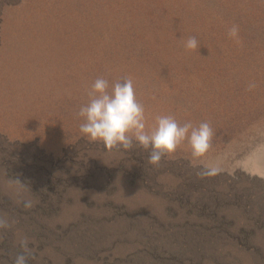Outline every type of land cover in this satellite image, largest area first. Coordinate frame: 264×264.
Masks as SVG:
<instances>
[{
    "label": "rangeland",
    "instance_id": "374dc122",
    "mask_svg": "<svg viewBox=\"0 0 264 264\" xmlns=\"http://www.w3.org/2000/svg\"><path fill=\"white\" fill-rule=\"evenodd\" d=\"M98 77H131L149 127L209 122L206 156L90 141ZM0 217V264L25 238L27 264H264V4L0 0Z\"/></svg>",
    "mask_w": 264,
    "mask_h": 264
},
{
    "label": "clouds",
    "instance_id": "9594fccd",
    "mask_svg": "<svg viewBox=\"0 0 264 264\" xmlns=\"http://www.w3.org/2000/svg\"><path fill=\"white\" fill-rule=\"evenodd\" d=\"M264 4V0H259ZM239 25L233 24L228 29V37L237 45L242 44L239 36ZM186 50H197L199 41L195 36H190L183 42ZM255 83L248 85L251 91ZM89 101L77 113L83 118L79 131L90 141H100L105 149L131 150L133 142H137L144 149L151 148L148 157L149 164L158 165L163 156H172L178 148L187 145L193 166L205 157L211 148L214 135L211 124L207 121L193 125L191 121L179 123L172 115H156L154 123L149 127L146 122L144 106L137 101L133 79L124 77L109 85V81L98 77L91 84L88 91ZM219 168L207 167L200 175H215ZM10 183L19 189L28 187L17 177ZM28 209L33 206L31 200L23 202ZM10 227L7 219L0 217V228ZM23 252L16 255L13 264H27L33 256L28 247L27 239L21 240Z\"/></svg>",
    "mask_w": 264,
    "mask_h": 264
}]
</instances>
